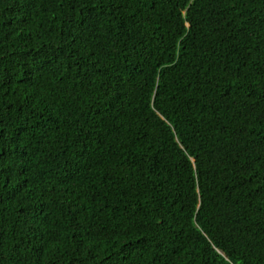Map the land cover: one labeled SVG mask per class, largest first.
I'll return each mask as SVG.
<instances>
[{"label": "trees", "instance_id": "trees-1", "mask_svg": "<svg viewBox=\"0 0 264 264\" xmlns=\"http://www.w3.org/2000/svg\"><path fill=\"white\" fill-rule=\"evenodd\" d=\"M0 264H264V0H0Z\"/></svg>", "mask_w": 264, "mask_h": 264}]
</instances>
